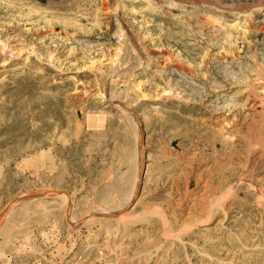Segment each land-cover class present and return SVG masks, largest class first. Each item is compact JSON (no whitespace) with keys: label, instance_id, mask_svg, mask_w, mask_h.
Segmentation results:
<instances>
[{"label":"rangeland","instance_id":"1","mask_svg":"<svg viewBox=\"0 0 264 264\" xmlns=\"http://www.w3.org/2000/svg\"><path fill=\"white\" fill-rule=\"evenodd\" d=\"M0 264H264V0H0Z\"/></svg>","mask_w":264,"mask_h":264}]
</instances>
